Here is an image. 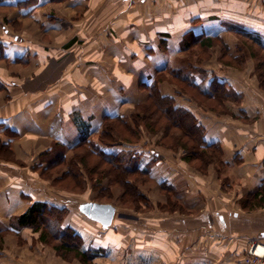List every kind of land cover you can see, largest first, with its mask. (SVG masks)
Returning a JSON list of instances; mask_svg holds the SVG:
<instances>
[{"label":"crops","instance_id":"crops-1","mask_svg":"<svg viewBox=\"0 0 264 264\" xmlns=\"http://www.w3.org/2000/svg\"><path fill=\"white\" fill-rule=\"evenodd\" d=\"M0 1V143L13 153L0 158V264H70L40 233L18 223L35 203L71 210L70 199L56 196L36 169L49 161L42 154L57 146L70 152L84 125L96 137L104 117H131L149 99L143 85L183 56L186 38L223 40L241 30L264 43V0ZM256 66H205L206 85L217 77L240 95L225 102V113L180 96L171 82L160 84L163 96L195 115L206 141L220 144L227 168L220 175L212 165L203 173L183 160L184 150L146 147L151 139L143 129L140 144L105 148L142 157L157 202L168 204L161 193L168 184L184 211L160 210L141 230L115 217L105 229L81 213V205L87 220L77 213L65 226L72 218L75 226L103 228L96 236L82 234L85 249L102 248L112 264H244L249 246L264 242V89ZM115 253L125 262L115 261Z\"/></svg>","mask_w":264,"mask_h":264},{"label":"trees","instance_id":"trees-1","mask_svg":"<svg viewBox=\"0 0 264 264\" xmlns=\"http://www.w3.org/2000/svg\"><path fill=\"white\" fill-rule=\"evenodd\" d=\"M240 31L237 30L236 32L241 34V36L246 37L247 35L248 37L246 38L248 40L253 41L260 50L264 51V43L261 37L249 36L247 33H241ZM218 45L223 46L224 44L222 39L217 36H194L186 38L181 44L180 50L189 54L197 48L209 52ZM4 49L3 44L0 43V59H4ZM228 51L229 48L224 47L226 54L223 53V59L228 58V54H230ZM239 58H234V62H238L236 60ZM24 59L22 60L24 61ZM240 61L242 62V60ZM256 65V73L258 79H260L261 87L264 89V62L260 61ZM194 68L196 66L175 68L167 65L163 71H160L153 78L152 84L143 85L149 93L148 101L140 104L136 108V113L131 117H104L102 131L96 137L92 136L91 127L83 126L84 130L80 139L71 147V150L75 152L72 163L76 167H83L91 175L95 174L98 176L94 185L95 188L99 189L102 185L101 182L107 179L109 185L106 189H102L101 192L107 191L106 194H108L112 192L111 188L114 185H119L125 191L122 195L123 200L131 197L133 201L130 203L135 208L143 204H145V207H150V201L141 192L138 182L132 181L133 176L140 177V179L143 178L142 181H152L150 168H140L142 157L132 151L109 153L105 150V148L122 146L126 143H139L143 132L142 127L144 128V126L147 130L153 131L152 134L159 135L161 134L160 132H163L160 138V147L173 151L184 150V160L197 170L205 173L213 165L220 175L223 173L227 166L224 162V152L220 144L217 142L209 144L204 138L205 128L199 123L195 115L190 110L178 106L174 97L163 96L160 91L161 83L167 81L172 83L173 81L180 84L181 94L189 96L199 105L206 106L210 111L214 110L223 113L226 112V109H224L226 101H239L240 95L232 90L230 91L226 81L223 82L217 77H213L211 83L206 85V77L201 78V80L198 79L200 80L198 81V76L196 75L201 76V73L196 69L194 70ZM4 89L5 86L0 82V91ZM188 91L193 94L190 95ZM164 120L166 123H163ZM174 130L180 131L181 134H176ZM97 138L98 142L96 141ZM57 147L63 151L58 152L55 158L50 156L53 151L42 154V156L48 155L50 157L46 167H36V169H42L43 176H48L49 173L56 171L57 168L63 166L67 161V156H65L64 152L65 148ZM0 158H13L9 145L0 143ZM92 159H96V162L92 163ZM104 166L107 167L103 168ZM88 167H90V171ZM81 178L82 174L80 172L77 174L71 169L68 173L56 177L53 180V184L70 179L73 185L67 186L66 189L82 192ZM161 190L167 195L175 192V189L168 184H162ZM108 197L112 198L111 195ZM99 202L102 203L103 201ZM159 206L162 211H184L171 197L167 205L160 204ZM69 214V210L66 208L54 207L43 202L35 203L18 219V223L22 227L32 228L36 233H40L39 240L42 243L50 244L54 242L53 249L62 258L70 260L74 256L82 264H97L95 261L101 258L105 251L102 248L97 249L94 247L85 249V241H83L82 235L73 227L65 226V221Z\"/></svg>","mask_w":264,"mask_h":264},{"label":"rangeland","instance_id":"rangeland-1","mask_svg":"<svg viewBox=\"0 0 264 264\" xmlns=\"http://www.w3.org/2000/svg\"><path fill=\"white\" fill-rule=\"evenodd\" d=\"M225 39H223V46L222 45H218L217 47L211 49V51L209 52H205L202 51L200 48H197L195 50H193V52L189 53H183L181 57H176L177 59L172 62V67L175 68H182V67H195L194 70L196 69L198 72L200 71L201 73V78L203 77H211L209 76L210 72L208 71L212 66L217 68L218 71L222 70V71H228L230 68L228 67V64L230 63H238L239 60H242V62L244 64L248 63V69H252L253 64H257L258 62H264V51L260 50L259 47L253 43V41L248 40L245 37H241L239 35H235V34H229L226 35L224 37ZM227 43V44H226ZM231 48L230 53L232 54V56H228L227 59H223L222 55L223 53L226 54V52H224V47H229ZM218 52V54H216ZM229 52V51H228ZM216 54V55H214ZM238 57H242L241 59L239 58L238 62H234V58H238ZM203 58V60H201ZM212 59H214L213 64L209 63ZM241 61L239 63H242ZM210 66V68L208 69V67L205 66ZM212 65V66H211ZM212 67V68H213ZM188 69V68H186ZM256 70V69H255ZM202 71V72H201ZM256 73V72H255ZM257 75V73H256ZM258 78V75H257ZM172 83L177 87L178 90V94L180 96H182L181 92H180V84L175 83L172 81ZM189 92V91H188ZM190 95H192L193 93L189 92ZM185 95V94H183ZM187 96V95H186ZM209 104V103H208ZM206 107V106H205ZM136 113V112H135ZM163 123H166V121L164 120ZM142 129L144 130L145 134L148 135L150 137L151 140L146 141L144 144L146 145V147H160L161 145V141L160 138L162 137V133L161 134H152L153 131H149L147 130V128L144 126V128L142 127ZM174 132L176 134H181L180 131L174 130ZM96 141L98 142V138L96 139ZM142 141V140H141ZM140 141V142H141ZM136 143V144H140ZM161 148V147H160ZM60 151H63L61 148L59 147H55V149L53 150V152L51 153L50 156H52V158L56 157V154ZM65 152V156H67V161L65 162V164L63 166H60L59 168L56 169V171L51 172L48 174V176H44L45 179L49 180V185H51L53 191L57 192L58 194H55L56 196H61V197H67L68 199H70L69 204L71 207V210L69 211V216L73 217L74 215V219L77 220V217H75V215H80V217H84L85 219L86 215L84 216L83 214H81L80 212H78V209L81 205L85 204V202H90V201H103L102 203L104 204H111L112 206H115L117 214H116V220H121L120 224H125V225H130L133 227L134 225V229L136 230H141L143 228H147L149 225H147L146 227V223L149 224V222L151 221V218H155L158 215V211H160V204L158 203L156 198L154 197L153 193L155 192L154 190V186L155 184H153L152 181H142L143 178L140 179V177L137 176H133L132 181L133 182H138L139 184V188L141 190V192H143V194L148 198V200L150 201V207H145L143 205H139V207H136L134 205H132L130 202H132V198L131 197H127V200H123V188L119 185H114L111 188L110 193L106 194L107 191L105 192H101L102 189H106L109 185L108 180L105 179L103 180L101 183L102 185L98 188H95V182L98 178L97 175L93 174L91 175L87 170L83 169V167H76L74 163H72V160L74 159V153L72 150L70 152H68L66 149L64 150ZM184 154L185 152H183V160H184ZM96 162V159H92V163ZM107 166H104L103 168H106ZM90 167H88L89 169ZM94 168V167H93ZM75 171L77 174L80 172L82 174V178H81V186L83 187L82 192H74L70 190H67V186L73 185L71 184L70 179H67L63 182H56V184H53V180L56 179V177H59V175L64 174V173H68L70 170ZM90 171V169H89ZM55 192V193H56ZM163 195L168 197V201L171 197V199L173 201H176L179 204V202L177 200L174 199V197L170 194H165L163 192H161ZM54 195V196H55ZM111 195L112 198H109L108 196ZM55 196V197H56ZM100 196V197H99ZM99 201H96V203H98ZM101 203V202H99ZM163 205V204H161ZM68 216V217H69ZM72 219V218H71ZM69 221V224L71 225L70 227H73L76 231H78L81 235H86V234H91L90 237L92 236H96V233L98 232H102L103 228L100 227V229H96L95 227L92 226H87V225H82L81 226H75L72 224L71 220ZM123 221V222H122ZM143 222H145V226L143 224ZM92 224V223H91ZM132 224V225H131ZM97 226V225H96ZM113 227V224H112ZM105 228V227H104ZM121 229H126V226L120 227ZM107 229V228H105ZM112 229V228H109ZM90 230V231H89ZM82 232V233H81ZM100 234V233H99ZM84 241V239H83ZM56 243V242H55ZM53 244L54 242L48 244L50 247L53 248ZM86 243H84L85 245ZM93 246V245H92ZM57 254V253H56ZM116 260L117 262H125V258L123 255H119L116 254ZM59 256V255H57ZM61 257V256H60ZM247 257V255H246ZM64 259V258H63ZM68 263L70 264H79L81 263V261L77 258H75L73 256L72 259L67 260L65 259ZM96 262V261H95ZM99 264H112V257H106L104 259V255L101 256V259L99 258V261H97ZM82 264V263H81ZM154 264H160L159 261L154 263ZM244 264H246V258L244 259Z\"/></svg>","mask_w":264,"mask_h":264},{"label":"water","instance_id":"water-1","mask_svg":"<svg viewBox=\"0 0 264 264\" xmlns=\"http://www.w3.org/2000/svg\"><path fill=\"white\" fill-rule=\"evenodd\" d=\"M81 212L105 228L112 227L117 211L111 204L87 202L80 207Z\"/></svg>","mask_w":264,"mask_h":264},{"label":"built area","instance_id":"built-area-1","mask_svg":"<svg viewBox=\"0 0 264 264\" xmlns=\"http://www.w3.org/2000/svg\"><path fill=\"white\" fill-rule=\"evenodd\" d=\"M246 264H264V242H254L247 249Z\"/></svg>","mask_w":264,"mask_h":264}]
</instances>
